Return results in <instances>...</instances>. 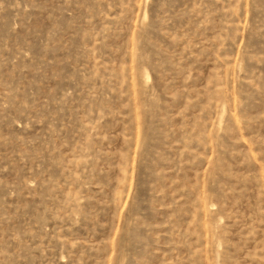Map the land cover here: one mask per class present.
<instances>
[{
	"label": "rangeland",
	"instance_id": "374dc122",
	"mask_svg": "<svg viewBox=\"0 0 264 264\" xmlns=\"http://www.w3.org/2000/svg\"><path fill=\"white\" fill-rule=\"evenodd\" d=\"M0 264H264V0H0Z\"/></svg>",
	"mask_w": 264,
	"mask_h": 264
}]
</instances>
